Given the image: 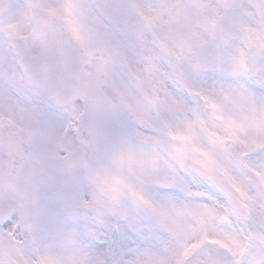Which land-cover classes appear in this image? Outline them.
<instances>
[{"label":"snow or ice","instance_id":"obj_1","mask_svg":"<svg viewBox=\"0 0 264 264\" xmlns=\"http://www.w3.org/2000/svg\"><path fill=\"white\" fill-rule=\"evenodd\" d=\"M0 264H264V0H0Z\"/></svg>","mask_w":264,"mask_h":264}]
</instances>
